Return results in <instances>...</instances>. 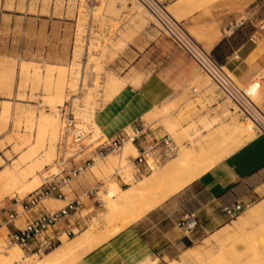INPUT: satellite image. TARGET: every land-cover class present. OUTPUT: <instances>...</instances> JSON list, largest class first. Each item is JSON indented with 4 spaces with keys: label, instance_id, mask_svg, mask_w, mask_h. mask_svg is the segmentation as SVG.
<instances>
[{
    "label": "crops",
    "instance_id": "1",
    "mask_svg": "<svg viewBox=\"0 0 264 264\" xmlns=\"http://www.w3.org/2000/svg\"><path fill=\"white\" fill-rule=\"evenodd\" d=\"M163 1L174 9L175 15H181L183 25L199 37L197 40L243 87L254 91L264 107V0ZM130 43L134 44L133 62L123 75L128 83L96 111L97 126L105 137L112 138L130 126L141 124L143 135L133 142L136 150L141 151L169 134L164 125L153 127L144 119L166 109L169 112L166 121L180 125L183 137L187 131L194 140L212 141L205 147L201 142L197 148H185L195 150L190 152L195 154L192 155L195 163L207 167L156 208L85 253L76 264H156L159 260H170L188 248L192 236L203 237L224 225L231 216L226 208L252 210L264 206V135L254 128L250 138L239 133L228 136L235 122L224 111L232 113V107L218 90L206 91L208 85H204L202 72L169 38L146 26L128 46ZM126 50L125 47L119 57H127ZM193 83L201 85L200 102L193 94L196 91ZM171 107L176 110L170 111ZM240 136L242 139L247 136L246 142ZM219 141L221 147L216 146ZM151 170V166H139V173L150 174ZM90 184L75 177L63 187V192L71 198L81 196ZM53 199L56 207L59 202L65 203L63 199ZM83 206L82 201L80 208ZM44 208L38 204L19 212L6 229L9 232L22 228ZM78 210L60 218L44 235L57 234L61 240L63 235L69 238L66 230L82 229L84 221L77 216ZM187 214L195 216V227L190 228L184 222ZM61 244L62 240L55 247ZM23 249L36 248L31 244Z\"/></svg>",
    "mask_w": 264,
    "mask_h": 264
},
{
    "label": "rangeland",
    "instance_id": "2",
    "mask_svg": "<svg viewBox=\"0 0 264 264\" xmlns=\"http://www.w3.org/2000/svg\"><path fill=\"white\" fill-rule=\"evenodd\" d=\"M167 7L177 19H181V15L178 14L179 17L175 15L170 5ZM146 26L155 29L158 35L167 37L159 24L135 0H98L93 6L87 0H0V224L7 215L14 198H26L35 190L23 194L16 193L15 189L12 190L13 187L7 185V179L14 171L27 169L32 159L39 157L52 147L54 156L50 163H43V168L38 174L45 173L50 178L53 169L56 172L55 158L62 126L59 108L62 104L67 101L72 102L73 113L79 126L85 125L82 128L92 132V139L104 136L95 122V113L128 83L123 75L131 66L134 54L131 50L134 44L130 43L128 46V42H133V38ZM188 30L199 40L192 30ZM125 47L128 56L119 57ZM192 62L195 64L193 60ZM202 76L204 85H208L206 91L218 90L206 74L202 72ZM231 76L239 85H242L232 74ZM62 86V103L54 104L57 133L55 132L53 137L50 127L37 122L39 117L47 113L49 97L55 96ZM194 87L196 91L193 94L196 101L200 102L201 85L193 83L192 88ZM245 90L264 111L261 99L258 97L257 100L254 91L249 88ZM218 92L224 98L223 93L219 90ZM224 100L229 107H234L229 99L224 98ZM82 109L87 110L89 115L87 119L81 118V113L84 111ZM173 110L176 108L171 107L170 111ZM181 113L180 109L179 116ZM167 114L169 112L163 109L153 116L144 118L150 126L164 125L178 146L175 154L155 163L151 172L176 157L179 150L182 152L187 147L195 148L196 146L197 148L201 142L208 146V143L212 142L205 139L194 140L188 136L187 131L183 137L180 125L166 121ZM224 115L230 117L232 122L252 124L250 121H245L239 114L229 112L228 109L224 111ZM187 143L190 146H187ZM136 153L129 154L126 165L123 161L122 165L120 161L121 149L103 158H96L77 176V179L91 183L86 190L94 189L95 192L90 198L83 197L84 206L78 210L77 216L84 221L82 229L74 228L75 234L70 235L69 238L63 235L62 243L73 238L80 231L91 228L92 224L98 220L97 218H101L106 213L105 191L110 184L124 189L149 175L144 172L139 173L133 165L130 156ZM30 180L32 178L28 177V181ZM52 199L53 197L45 198L39 204L45 207L47 203L54 202ZM64 204L59 202L57 207L54 204L52 209H57ZM262 207L263 209L259 210L264 212V206ZM250 210L251 208L245 207L234 209L233 214L224 224H227L226 226L222 225L200 238L192 236L193 242L183 253L170 260H159L156 264H200L202 262L233 264L225 256L223 259H227L226 263L225 259L219 262V259H216L219 247L226 242L227 233L243 226L242 229L246 232L251 231L250 228H256L252 235L255 238L252 237V239H255L254 243L260 247L264 244V225L260 227L256 219L253 221L254 218L248 217ZM123 222L122 219H115L109 224V229L125 228L123 226L130 225L125 224V220ZM0 227H2L0 228L1 255L16 246L7 244L8 230L2 224ZM55 248L41 251L37 249L29 251L22 248L20 250L23 255L37 254L41 258ZM83 255L79 252L71 263L76 264ZM260 258L263 260L260 259L251 264H264V255Z\"/></svg>",
    "mask_w": 264,
    "mask_h": 264
},
{
    "label": "built area",
    "instance_id": "3",
    "mask_svg": "<svg viewBox=\"0 0 264 264\" xmlns=\"http://www.w3.org/2000/svg\"><path fill=\"white\" fill-rule=\"evenodd\" d=\"M90 5H95L98 0H87ZM158 22L162 32L180 49H182L206 74L224 98L229 99L234 107L233 113L239 114L244 119H249L257 126V133L264 135V111L256 106L244 90L239 86L231 73L206 49L168 9L163 0H138ZM62 121L60 137L57 143V156L55 158L56 172L43 180L40 186L29 193L26 198H14L5 218L1 224L7 226L19 214L38 205L43 199L53 197L65 200V204L57 209L44 208L35 217L26 222L22 228L8 232L7 244L26 248L35 244L37 250L54 248L60 243L59 236H45L56 222L76 212L82 205L83 197L88 198L95 192L94 189L86 190L81 196L68 197L63 192V187L72 179L80 175L96 158H103L110 153L120 151L127 141L135 142L143 135L144 127L141 124L130 126L112 138L99 136L92 139V132L79 126L73 113V104L65 102L59 108ZM104 137V138H103ZM86 140H89L86 142ZM178 146L172 137L167 134L154 140L147 148L137 151L130 156L133 165L139 172L140 165L150 166L158 163L177 152ZM233 214V209H225ZM190 228L197 225L194 215H185V220ZM0 224V225H1ZM67 235H74L71 229L65 231Z\"/></svg>",
    "mask_w": 264,
    "mask_h": 264
},
{
    "label": "bare ground",
    "instance_id": "4",
    "mask_svg": "<svg viewBox=\"0 0 264 264\" xmlns=\"http://www.w3.org/2000/svg\"><path fill=\"white\" fill-rule=\"evenodd\" d=\"M135 1L138 4H140L148 12V10L138 0H135ZM148 14L154 19V17L149 12ZM239 86L244 90V92L248 95V97L252 100V102L256 104L254 100L250 97L249 93L245 90V87H243L242 85H239ZM62 90H63V86L60 87L59 90H57L58 92L55 93V96L49 97V100L47 103L48 108L46 109L47 113L39 117L40 118L38 119L39 122H37L39 124L50 127L49 129H51V133L53 137L57 129L56 128L57 125L55 122L56 119L54 117L56 114L54 110V104L55 102H59L60 104L62 103V100H63ZM256 106L258 105L256 104ZM81 116H82L81 118L87 119L89 117L87 110H84L81 113ZM245 121H250L253 125L245 124L242 122H235L232 127V130L230 128L231 132L230 131L229 132L231 134H228V136L239 133L240 135L245 134L249 136L250 138V136L254 133L253 126L255 127L256 133H257V126L254 124V122L249 119H245ZM80 126L85 127V125L84 126L80 125ZM247 136L246 138H248ZM241 137L242 136H240V139H242ZM246 138L242 140L246 142ZM218 143L219 144L216 146L220 145L219 147H221L220 141ZM222 144H224V142ZM205 146L207 145H204V147ZM186 149H184V151L182 152H180L179 150V154L181 155L179 156L177 154L178 158L174 159L173 161H170V163L169 162L166 163L159 169H154L149 175L144 176L142 179H139L135 182L133 181L134 183L131 186H128L127 188L120 189L118 185L110 184V187L108 188V190L105 191L106 193H105V202H104L105 204L104 205L106 208V213L103 214L102 217L100 214L101 218H97L98 220H96L93 224L91 223L92 224L91 228L86 229L83 232L76 234L73 238H71L68 241H64L61 245L57 246L55 249H53L51 252H49L42 258H39L37 254H32L30 256L23 255L19 246L15 245L16 247H12L11 249H9V251L2 253L0 255V260H1L0 264L1 263L2 264H14L16 262H19L20 264H70L74 256L78 254L79 252L81 254L90 252L95 247L106 242L111 236L121 231V229L122 230L125 229L121 227L118 228L116 226L117 227L116 229L110 230L109 224L112 223L113 220L122 219V222L125 220V224H131L135 222L138 218L145 215V213L152 210L153 208H156V206L160 205L168 197L172 196L173 194L181 190L187 183L191 182L193 179H195L200 173H202L206 169L207 167L206 164H198L199 162L195 163L194 158H193L195 156L194 154L195 150H192V152L194 151L193 153L194 156L192 157L193 155L191 154L192 152L189 151V149L185 151ZM224 149L222 151H224ZM200 151H203V150L200 149ZM222 151H218V152L225 154ZM225 151L227 150L225 149ZM134 152H137V150L135 146L133 145V143L130 141L125 142L123 146L121 147V154H119L121 163L123 161L125 162V165H126V161L128 162L127 159H128L129 154L131 153L133 154ZM202 153L204 154V152ZM228 153L230 152L228 151ZM53 156H54V149L50 147V149L45 151L39 157L32 159V161H30V164H28L29 166L27 167V169L25 170L22 169L19 172L14 171V173L10 175V178L7 179L8 184L7 183L6 184L11 186V188L13 187L12 190L15 189L16 193H19V194L29 192L33 189L36 190L40 186V181L43 180V178L47 177L45 173L38 174V172L42 170L43 163L51 161ZM30 157L31 156H29V158ZM123 164L124 163H122V165ZM153 165L154 164L150 165L151 168ZM11 172L13 171L11 170ZM52 173H55L54 169ZM28 177H31L32 180L28 181ZM52 200L55 202L54 199ZM54 202L49 203V204L47 203L45 207L48 209L54 208L55 206L53 204ZM260 208L263 209V207L261 206L254 207L252 210L248 212V217L254 218L253 221H255L256 219L258 223L257 225L262 227L264 225V212L260 211L261 210ZM251 223L253 222L251 221ZM123 227H126V225ZM242 228H239L238 230L236 229L235 231L233 230V232L227 233L228 236L226 234L225 236L226 242L223 245L221 244L222 246L219 247L220 249H218L217 257L215 256L216 259L217 258L219 259L218 262L221 259L223 261L225 259V258L223 259L224 256L227 257L233 264H251V262L259 261L260 259H262L260 258V256L264 255L263 254L264 244L263 246L260 247V245L258 246L257 244L254 243L255 239L254 240L252 239L253 230H255L256 228L254 229L250 228L249 230L251 231L249 232H246V230ZM221 243L223 242L221 241ZM261 243L262 242H260V244ZM226 260L227 259H225V263L227 262ZM222 263L219 262L216 264H222ZM200 264H206V262L205 263L202 262Z\"/></svg>",
    "mask_w": 264,
    "mask_h": 264
}]
</instances>
